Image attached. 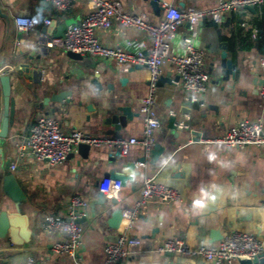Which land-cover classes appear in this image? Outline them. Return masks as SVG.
<instances>
[{
  "label": "crops",
  "instance_id": "0c3cea01",
  "mask_svg": "<svg viewBox=\"0 0 264 264\" xmlns=\"http://www.w3.org/2000/svg\"><path fill=\"white\" fill-rule=\"evenodd\" d=\"M114 1L120 2L129 13L148 14L156 24L165 15V11L155 13L150 0ZM162 2L178 7L183 2L181 7L210 8L217 0ZM2 6L9 18H0V65L12 67L15 115L8 136L0 138V211L10 209L27 214L32 235L24 245L13 244L9 237L0 238V264H21L31 257L35 264H105L106 246L116 242L122 231L141 238L142 244L130 247L129 254L118 264H214L155 250L161 242L175 237L194 246L215 245L237 230L255 234L264 244V144L243 148L215 144L204 151L201 142L223 136L244 120H260L264 127V98L258 90L264 76L260 63L264 56V4L254 7L255 11L242 8L225 13L221 23L204 19L197 31L187 23L177 27L171 53L179 51L184 40L193 38L205 52L209 90L205 96H197L184 90L177 81L158 85L153 107L161 126L155 137L164 151L154 162L151 156L146 167L137 165V174L118 194L117 206L99 203L100 183L106 174L122 170L126 161L137 163L143 155L141 145L132 146L129 154L120 158L108 146H91L87 157L77 148L58 165H50L30 154L19 157L16 145L28 136L33 124L43 115L57 119L64 132L80 129L91 136H140L141 107L149 91V71L143 67L123 72L112 58L85 55L75 59L65 50L48 49L40 44L42 36L49 35L45 18L56 21L55 34L64 22L82 21L91 11L89 0L75 2L68 11L59 10L46 0H2ZM16 16L33 17L37 25L22 33L17 29ZM96 35L110 48L147 53L152 47V40L144 30L124 26L117 20L109 29H98ZM224 52L236 65L234 75L229 78L222 66ZM32 67L42 69L41 83L26 77ZM162 76L173 80L178 76L168 59L163 63ZM123 77L127 78L126 83L121 82ZM95 79L101 88L94 84ZM60 92H67V98L52 100ZM119 105H131L140 116L117 131L106 119ZM181 105L195 108L192 117L200 133L198 140L194 135L175 138V131L169 127L171 116H179ZM3 118L0 85V130ZM14 163L16 168L12 169ZM8 174L15 175L26 194L19 203L3 191V179ZM146 177L176 188L181 200L147 202L137 208V216L130 226L124 219L119 228H113L110 223L113 211L118 207L136 209L142 200ZM74 196H81L87 202L79 208L83 237L76 259L53 252V245L66 236L50 233L43 227L47 214L68 218ZM154 228H158L156 233Z\"/></svg>",
  "mask_w": 264,
  "mask_h": 264
},
{
  "label": "built area",
  "instance_id": "2783aa9c",
  "mask_svg": "<svg viewBox=\"0 0 264 264\" xmlns=\"http://www.w3.org/2000/svg\"><path fill=\"white\" fill-rule=\"evenodd\" d=\"M55 8L68 11L79 0H46ZM91 11L85 18L76 23L69 24L63 36H42L40 44L46 48H60L67 52L72 51L82 56L89 55L97 58L114 59L123 72L132 70L136 65H142L150 74L148 95L143 99L141 113L143 115V130L140 136L130 138L112 136H91L82 130L76 129L64 132L60 122L54 117L40 116L30 129L28 136L17 143L19 157L33 155L35 158L47 161L50 165L62 163L69 154L75 152L81 144L93 147L108 146L114 153L119 152L121 157L129 154L132 146L141 145L145 159L136 165L146 167L156 145V130L161 126L159 117L154 110L155 94L158 81L163 74V63L170 60L179 76L177 84L184 90L193 92L197 96H205L209 90L210 75L205 70V52L198 47L193 38L183 41L181 49L171 53L176 29L182 24H189L195 31L204 19L223 22L225 13L238 11L242 8L256 7L264 4V0H217L215 6L210 8H197L193 6H174L162 2L165 11L163 20L156 24L146 13L133 14L127 12L122 4L114 0H89ZM120 21L124 26H133L144 30L152 40V47L145 53L143 50L131 52L123 48H110L104 46L98 39V29H109L114 21ZM50 18L44 23L49 25ZM15 23L18 31L28 33L37 25V20L30 16H16ZM264 70V56L260 59ZM12 67L0 65V77L11 74ZM259 94L264 98V76L259 85ZM199 100L198 97H194ZM204 151L213 145H223L228 148H243L247 145L264 144V127L259 120L250 122L244 120L229 128L221 137L201 140ZM16 164H12V169ZM134 178V174H131ZM122 189V182L115 178H105L100 183V191L107 197L118 198ZM181 193L174 187L162 184L154 177H146L143 183L142 200L136 209L127 208L123 211V220L130 226L137 216V208L147 202L169 203L181 200ZM87 202L81 196H74L71 202L68 218L59 215L47 214L43 227L50 233L60 232L66 236L65 240L56 242L52 250L55 253H66L76 259L82 245L83 227L79 223L81 213L79 208L86 206ZM142 239L131 237L122 231L116 242L108 244L105 248V264H118L129 254V248L140 246ZM159 253L178 254L187 258H200L216 264H234L245 259H254L264 253L263 242L253 233L234 230L228 233L218 244L197 246L189 244L182 238L167 239L155 247ZM21 264H35L33 257Z\"/></svg>",
  "mask_w": 264,
  "mask_h": 264
},
{
  "label": "water",
  "instance_id": "95a60500",
  "mask_svg": "<svg viewBox=\"0 0 264 264\" xmlns=\"http://www.w3.org/2000/svg\"><path fill=\"white\" fill-rule=\"evenodd\" d=\"M150 4L154 9V12L157 14H161L164 11V8L161 4V0H150ZM184 5L182 2L181 6ZM179 8H182V7ZM248 9L255 11L254 7H247ZM0 18L7 20L9 15L4 12L2 6V0H0ZM56 25V21L52 20L48 26V34L53 37H61L63 36L65 30L68 27V22H64L59 29V32L53 33L54 26ZM69 56L72 58H81L83 57L81 54L69 51ZM223 61L222 66L226 69V78H229L230 75H234L236 65L233 63L232 60L227 58V53L224 52L223 54ZM142 65H136L134 69H142ZM26 77H30L34 82L41 83L42 81V69L38 67H32L26 72ZM179 76L175 78V80L171 78H167L161 76L158 85L162 86L165 82L175 83L174 81H178ZM94 84L99 88L102 87L101 83L98 79H95ZM122 83L127 82V78L121 79ZM0 85L2 88L3 98H4V118L2 122V128L0 130V138H6L8 136V130L10 124L14 122V115H15V100L11 96V74L4 75L0 77ZM67 92H60L58 94H54L52 96V100L62 101L63 99L67 98ZM200 102V101H199ZM201 103V102H200ZM193 106L188 105H181L178 114L172 115L169 122V127L175 131V138L179 136L187 137L188 135H194L195 139H199V132L195 128L196 121L192 117ZM140 113L133 110L131 105H119L115 107L112 115L106 119V123L110 124L115 127L117 131H120L124 127H126L129 121H133L136 117H139ZM175 145V142H172ZM79 152L84 156H88V152L91 148L88 144H81L79 147ZM164 151V147L160 143H156L152 150V162L158 159V155H160ZM120 158V153H116V158ZM145 158L141 157L138 161H143ZM137 165L136 161H126L123 164L122 170L113 171L109 174L105 175V178H115L119 179L122 182V186H125L131 179V174H137ZM3 191L4 193L11 198L14 202H21L25 199L26 194L19 184L18 180L16 179L14 174H8L3 179ZM99 203L107 206H117L119 205V200L116 197L109 198L104 193L99 194ZM127 208L118 207L112 213L111 219V226L113 228H119L120 224L123 220V211ZM158 228H154L153 233H156ZM32 230L30 228V220L27 214L22 213L20 211H11L10 209H4L0 211V238H7L9 237L10 242L16 245H24L29 243L31 240ZM216 264L215 262H213ZM240 264H264V253L260 256L255 257L254 259H245L239 261Z\"/></svg>",
  "mask_w": 264,
  "mask_h": 264
}]
</instances>
